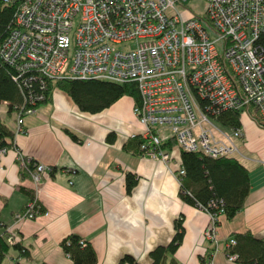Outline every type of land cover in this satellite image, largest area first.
<instances>
[{"label":"built area","instance_id":"2783aa9c","mask_svg":"<svg viewBox=\"0 0 264 264\" xmlns=\"http://www.w3.org/2000/svg\"><path fill=\"white\" fill-rule=\"evenodd\" d=\"M199 1L203 9L195 15L183 7L187 0H24L0 41V62L25 88L38 90L11 108L15 134L24 133L23 118L43 102L47 80H97L135 86L139 156L165 163L178 151L238 155L233 140L242 138L241 129L230 130L231 138L213 123L221 112H238L264 129V51L256 43L264 34V0ZM170 139L174 145L164 152L160 146ZM7 150L0 146V158ZM175 164L178 180L184 171ZM45 170L34 165L32 182ZM39 210L30 202L14 224ZM201 211L209 218L203 237L215 243L217 215ZM5 235L9 246L18 243L12 227ZM234 244L227 240L228 248ZM225 258L233 262L235 255Z\"/></svg>","mask_w":264,"mask_h":264},{"label":"crops","instance_id":"0c3cea01","mask_svg":"<svg viewBox=\"0 0 264 264\" xmlns=\"http://www.w3.org/2000/svg\"><path fill=\"white\" fill-rule=\"evenodd\" d=\"M133 102L122 96L89 114L53 89L23 118V134H15L14 115L5 102L0 103V123L12 134L4 139L8 150L0 158V235L6 228L14 229L29 255V260L19 258L17 264H71L59 247L70 235L91 247L95 264H119L123 256L151 264L148 253L170 241L176 219H181L182 227L173 254L177 264H202L210 251V264H239L227 261L224 254L232 234L249 233L264 241V129L246 115L239 116L242 138L235 141L234 158L247 172L249 193L230 221L217 217L211 243L203 237L208 215L178 197L177 153L165 163L136 154L131 140L143 132L132 115ZM36 164L46 170L34 183L27 168ZM126 174L136 179L128 193ZM32 201L41 214L14 224L13 216ZM14 255L10 252L1 264H11Z\"/></svg>","mask_w":264,"mask_h":264},{"label":"trees","instance_id":"16d2710c","mask_svg":"<svg viewBox=\"0 0 264 264\" xmlns=\"http://www.w3.org/2000/svg\"><path fill=\"white\" fill-rule=\"evenodd\" d=\"M23 1L13 0L9 5L0 4V41L10 30L13 12ZM256 43L264 51V34L258 36ZM22 81L21 77L16 80L13 70L0 62V103L7 104L9 113L13 106L22 104L23 97L26 98L30 90L38 92L35 85H32V88L30 86L25 88ZM53 89L65 93L80 112L89 114L101 111L122 96L131 97L134 101L133 105L138 102V95L133 84H112L97 80H47L45 92H43V102L48 99ZM214 122L224 129L240 128L238 112H221L214 118ZM64 131L75 140L72 134ZM11 138L12 134L0 123V146L8 147L4 143V139ZM110 138L111 135H108L106 140L110 141ZM131 142L135 145L136 154L139 156L140 138H133ZM173 145L174 143L170 139L163 143L160 149L167 152ZM177 155L180 160L179 164L184 171V175L178 177L179 199L186 205L203 209L217 217L223 215L225 220L230 221L242 209L249 193V180L245 168L234 157L212 159L201 153L184 151H178ZM30 169L29 166L27 170ZM124 182L128 193L136 179L133 175L126 174ZM219 211H221L220 214H218ZM41 212L40 209L39 214ZM215 225H218L217 220ZM173 229L174 234L165 246H158L148 253L151 264H177L173 254L182 239L181 219L174 220ZM5 230L0 235V264L10 252L15 254L11 258V264H17L19 258L29 260L28 253L20 246L19 242L11 246L5 242ZM229 238H232L235 244L227 247L224 254L235 255L234 262L264 264V241L255 239L249 233L232 234ZM79 241V237L70 235L61 240L59 247L71 264H95L96 257L91 247L85 242L80 245ZM210 254L211 251L206 255V259H201L202 264H209ZM119 264L137 263L132 257L123 256L119 260Z\"/></svg>","mask_w":264,"mask_h":264},{"label":"rangeland","instance_id":"374dc122","mask_svg":"<svg viewBox=\"0 0 264 264\" xmlns=\"http://www.w3.org/2000/svg\"><path fill=\"white\" fill-rule=\"evenodd\" d=\"M183 7L186 8V9H189V11H190L192 14L197 15V14H200V13H201V11H202V9H203V3H202L201 1H199V0H187V2H185V3L183 4ZM215 47H216V50H217L218 52L221 51V45H220V44H217ZM213 125H214L216 128H218L221 132H223L224 134H226V135H228V136H230V137L232 138V136L230 135V134H231L230 130H228V129H224V128L218 126V125L215 124V123H213ZM233 142H234L235 145H236V142H235L234 140H233Z\"/></svg>","mask_w":264,"mask_h":264}]
</instances>
